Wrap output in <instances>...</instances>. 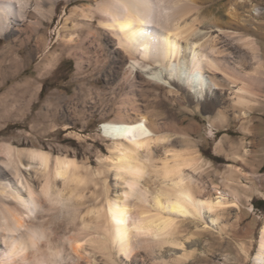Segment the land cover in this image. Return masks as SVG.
Masks as SVG:
<instances>
[{
  "label": "bare ground",
  "instance_id": "1",
  "mask_svg": "<svg viewBox=\"0 0 264 264\" xmlns=\"http://www.w3.org/2000/svg\"><path fill=\"white\" fill-rule=\"evenodd\" d=\"M218 1L0 0V76L25 62L22 47L34 41L29 56L44 48L45 23L60 2L75 3L63 28L87 31L71 41L88 47L93 37L115 55L126 88L119 120L101 124L110 155L94 173L65 155L0 143V199L12 202H0V264H188L211 229L226 233L241 182L226 175L225 189L214 184L199 150L167 134L181 129L164 111L208 100L213 110L225 100L244 116L264 100L262 46L249 34L259 29L260 8L245 15L237 12L243 0H225L216 15L209 7ZM55 60L45 55L39 74ZM32 82L14 86L1 105L23 107ZM253 264H264V227Z\"/></svg>",
  "mask_w": 264,
  "mask_h": 264
},
{
  "label": "rangeland",
  "instance_id": "2",
  "mask_svg": "<svg viewBox=\"0 0 264 264\" xmlns=\"http://www.w3.org/2000/svg\"><path fill=\"white\" fill-rule=\"evenodd\" d=\"M224 2L219 0L209 8L219 15L217 8ZM242 2L238 13L255 16V8H260L261 14L256 18L259 31L249 34L258 37L264 56V0ZM74 5L60 2L51 23H45L44 48L29 56L34 41L22 47L19 56L26 58L25 62L17 71L4 69L1 74L0 143L65 155L75 159L83 173L84 170L94 173L101 168L99 160L110 155L111 141L102 135L101 124L119 120L117 110L122 97L126 96L123 93L126 88L120 87L115 76V55H110L105 46L98 45V39L91 37L92 42L87 47L79 42L87 34L82 29L75 33L79 34V41H71L75 35L71 37L63 23L64 13L68 14ZM6 45L7 41L1 40L0 50ZM50 53L56 60L45 73L39 74V65ZM26 81H33V95L26 97L23 107L14 102H8L9 106L1 105V98L10 89ZM146 101L144 95L139 97L142 105ZM209 101L198 107L197 103H185L182 109L167 104L164 111L170 113L181 129L167 134L179 139L180 147L192 146L199 150L202 158L211 165V180L220 189L227 187L223 179L226 175L240 181L243 187L239 189V208L224 216L226 233L211 229L213 235H204L202 247H196L194 258L188 264H253L264 227V210L255 208L260 205L259 201H264V100L244 116L230 108L225 100L210 110L212 101ZM141 110L142 114L146 111L144 107ZM221 144L223 148L219 151ZM237 157L240 161L234 159ZM208 192L213 194L211 190ZM0 202L12 205L9 200L0 199ZM210 242L212 245L206 248ZM206 255L210 258L203 262L196 260Z\"/></svg>",
  "mask_w": 264,
  "mask_h": 264
},
{
  "label": "trees",
  "instance_id": "3",
  "mask_svg": "<svg viewBox=\"0 0 264 264\" xmlns=\"http://www.w3.org/2000/svg\"><path fill=\"white\" fill-rule=\"evenodd\" d=\"M43 90L41 91L42 94ZM262 169H264V166L262 167ZM260 205H257L255 208L258 210H264V201H259Z\"/></svg>",
  "mask_w": 264,
  "mask_h": 264
},
{
  "label": "snow or ice",
  "instance_id": "4",
  "mask_svg": "<svg viewBox=\"0 0 264 264\" xmlns=\"http://www.w3.org/2000/svg\"><path fill=\"white\" fill-rule=\"evenodd\" d=\"M117 222H119V221H117Z\"/></svg>",
  "mask_w": 264,
  "mask_h": 264
}]
</instances>
